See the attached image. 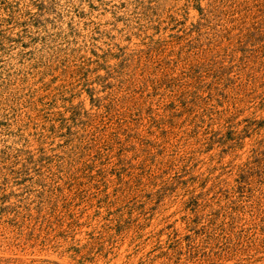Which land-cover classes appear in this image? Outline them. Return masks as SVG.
<instances>
[{"label":"rangeland","instance_id":"rangeland-1","mask_svg":"<svg viewBox=\"0 0 264 264\" xmlns=\"http://www.w3.org/2000/svg\"><path fill=\"white\" fill-rule=\"evenodd\" d=\"M0 264H264V0H0Z\"/></svg>","mask_w":264,"mask_h":264}]
</instances>
